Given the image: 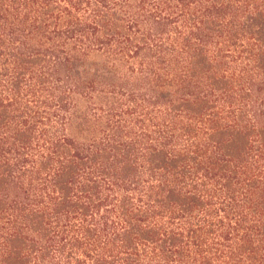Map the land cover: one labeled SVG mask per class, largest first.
Returning <instances> with one entry per match:
<instances>
[{"label":"trees","instance_id":"1","mask_svg":"<svg viewBox=\"0 0 264 264\" xmlns=\"http://www.w3.org/2000/svg\"><path fill=\"white\" fill-rule=\"evenodd\" d=\"M0 264H264V0H0Z\"/></svg>","mask_w":264,"mask_h":264}]
</instances>
